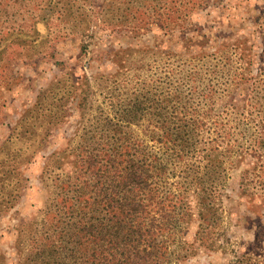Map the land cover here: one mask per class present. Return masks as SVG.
<instances>
[{
	"label": "trees",
	"instance_id": "obj_1",
	"mask_svg": "<svg viewBox=\"0 0 264 264\" xmlns=\"http://www.w3.org/2000/svg\"><path fill=\"white\" fill-rule=\"evenodd\" d=\"M115 1L100 4L106 25H120V18L109 16L119 11ZM125 1L126 14H131L152 7L155 0ZM60 3L63 8H58ZM66 3L46 0L42 20L47 14H73ZM262 12L254 18L261 44L255 75L246 71L250 52L236 45V70L227 67L228 48L206 53L187 47L167 51L188 62L202 61L200 67L171 68L161 85L144 78L120 88L112 71L101 76L106 108L89 113L88 126L74 148L48 155L50 166L61 168L67 158L71 166L55 177L39 219L20 224L15 264H171L183 256L181 246L197 242L213 247L228 167L246 156L251 163L241 172L239 191L251 199L264 198ZM36 27L35 34L5 32L0 48L41 38ZM90 79L84 75L78 102L83 113L92 92ZM62 84L50 83L0 145V218L26 187L21 165L29 163L52 129L63 123L54 100L62 101L71 88ZM194 220L195 233L188 243L184 235ZM259 238L256 235L255 241ZM5 261L0 253V264Z\"/></svg>",
	"mask_w": 264,
	"mask_h": 264
},
{
	"label": "rangeland",
	"instance_id": "obj_2",
	"mask_svg": "<svg viewBox=\"0 0 264 264\" xmlns=\"http://www.w3.org/2000/svg\"><path fill=\"white\" fill-rule=\"evenodd\" d=\"M45 1L0 0V38L11 30L35 34L36 26L42 36L19 46L6 43L0 48V145L50 83L62 80L63 87L71 88L62 101L54 100L63 123L52 129L31 161L21 165L26 187L19 201L0 218V253L5 256V264H15L20 224L39 219L55 177L70 169L68 158L57 168L50 166L48 155L74 148L78 135L88 126L89 113L98 112L99 106L106 108V90L99 86L101 76L112 71L120 88L144 78L161 85L171 68L200 67L202 61L188 62L169 55L168 48L179 52L188 47L206 53L228 48L232 60L228 57L227 67L236 70L239 65L234 48L239 45L250 52L252 62L246 65V71L254 75L261 56L258 20L255 23L254 18L263 14L264 0H155L152 7L131 14H126L125 0H116L119 11L109 16L120 18V25L103 23L102 0H66L73 14H47L42 20ZM131 15H136L137 21ZM73 16L76 19L68 18ZM34 20L41 22L35 24ZM119 48L125 51L120 53ZM85 74L91 76L92 92L83 113L78 102ZM250 161L246 156L228 167L213 247L197 242L193 247L181 246L183 256L174 258L171 264H264V198L251 199L239 191L241 172ZM195 225L194 220L184 235L188 243L193 240Z\"/></svg>",
	"mask_w": 264,
	"mask_h": 264
}]
</instances>
